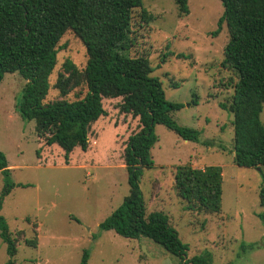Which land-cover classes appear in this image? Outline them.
Listing matches in <instances>:
<instances>
[{"label":"rangeland","instance_id":"374dc122","mask_svg":"<svg viewBox=\"0 0 264 264\" xmlns=\"http://www.w3.org/2000/svg\"><path fill=\"white\" fill-rule=\"evenodd\" d=\"M187 4L189 12L181 16L174 0H142L151 16L148 23L140 22L139 10L134 13L136 47L131 54L148 49L152 75L160 79L166 99L183 104L171 112L172 118L200 131L199 142L188 141L163 124L155 125L153 167L143 170L139 183L145 210L167 215L188 246V258L208 255L210 264H264V220L259 216L264 208L258 199L264 166L257 170L233 162L234 116L219 106L233 94V74L221 66L228 39L225 23L218 26L223 4ZM57 49L44 102L84 97V84L64 97L54 88L66 60L84 69L83 42L68 30ZM25 83L17 72L5 73L0 82V151L16 184L0 214L15 239L13 264H80L84 250L89 252L86 264H179L177 256L147 237L127 238L99 228L129 193L124 148L140 123L119 110L122 98L102 100L106 114L90 125L87 149L75 147L65 157L61 147L46 145L38 136L33 120L20 117L17 106ZM259 117L264 125V105ZM185 163L194 168L221 166L220 213L189 210L177 196L174 172ZM3 183L0 173V190ZM5 248L0 238V264L9 259Z\"/></svg>","mask_w":264,"mask_h":264},{"label":"trees","instance_id":"16d2710c","mask_svg":"<svg viewBox=\"0 0 264 264\" xmlns=\"http://www.w3.org/2000/svg\"><path fill=\"white\" fill-rule=\"evenodd\" d=\"M174 1L179 14L187 15L188 0ZM220 1L224 10L218 26L225 23L228 32L221 66L233 74V94L219 106L234 116L233 162L261 170L264 125L259 115L264 105V0ZM137 10L140 22L148 23L151 16L142 6V0H0V82L5 73L13 72L26 80L17 106L20 117L33 120L38 136L44 137L46 145L61 147L65 157L75 147L87 149L90 125L106 114L102 100L121 97L119 110L138 117L140 130L128 137L124 148L129 193L100 222L99 228L127 238L147 237L177 256L179 264H210L208 255L187 257L188 246L170 225L166 214L145 210L139 183L143 170L153 167L151 147L157 141L155 125L163 124L188 141L199 142L200 131L181 126L172 118L171 112L181 109L183 104L166 99L160 79L152 75L148 49L131 54L136 47L133 19ZM68 30L83 42L87 62L80 71L66 60L54 88L64 97L84 84L86 94L73 101L61 98L44 102L50 88L48 78L56 64L57 44ZM169 54L172 52L166 55ZM203 144L208 143L203 141ZM0 173L4 178L1 211L4 198L16 185L10 179L7 159L1 151ZM174 187L189 210L206 214L221 212V166L177 165ZM258 199L264 208V175ZM259 216L264 220V210ZM0 238L9 257L6 264H13L15 239L1 214ZM26 243L33 242L26 240ZM88 256V250H84L80 264H86Z\"/></svg>","mask_w":264,"mask_h":264},{"label":"water","instance_id":"95a60500","mask_svg":"<svg viewBox=\"0 0 264 264\" xmlns=\"http://www.w3.org/2000/svg\"><path fill=\"white\" fill-rule=\"evenodd\" d=\"M256 169H257V170H260V168H259V167H257Z\"/></svg>","mask_w":264,"mask_h":264},{"label":"crops","instance_id":"0c3cea01","mask_svg":"<svg viewBox=\"0 0 264 264\" xmlns=\"http://www.w3.org/2000/svg\"><path fill=\"white\" fill-rule=\"evenodd\" d=\"M8 164V163H7ZM9 168V167H8Z\"/></svg>","mask_w":264,"mask_h":264}]
</instances>
